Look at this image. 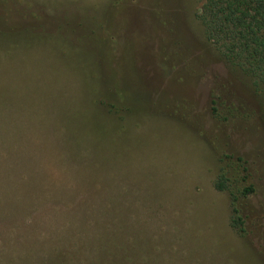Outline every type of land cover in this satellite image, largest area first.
I'll return each instance as SVG.
<instances>
[{
	"label": "rangeland",
	"instance_id": "rangeland-1",
	"mask_svg": "<svg viewBox=\"0 0 264 264\" xmlns=\"http://www.w3.org/2000/svg\"><path fill=\"white\" fill-rule=\"evenodd\" d=\"M201 1L0 0V254L80 208L112 210L148 264H264L262 98Z\"/></svg>",
	"mask_w": 264,
	"mask_h": 264
},
{
	"label": "trees",
	"instance_id": "trees-1",
	"mask_svg": "<svg viewBox=\"0 0 264 264\" xmlns=\"http://www.w3.org/2000/svg\"><path fill=\"white\" fill-rule=\"evenodd\" d=\"M197 17L206 38L229 66L252 82V90L262 98L260 106L264 112V0H202ZM224 159L231 161L232 157L224 155ZM227 181L222 171L214 187L219 191L227 190ZM252 191L249 185L238 193L249 196ZM231 194L232 202L237 201L238 195L233 190ZM232 211L236 213L237 209L234 207ZM9 212L16 214L10 209L4 214ZM44 212L38 220L44 219ZM114 216L112 210L78 208L70 211L67 227L58 231L61 237L56 234L55 240L48 242L37 239L42 231L37 223L24 222L15 240L9 236L4 238L6 255L3 249L0 264H148L150 259L146 254H135L138 243L132 239L128 226H117L119 233L114 224L105 223V218L115 219ZM241 224L239 216L232 218L231 227L242 231ZM83 256L87 257L85 263L84 260L78 263L75 258Z\"/></svg>",
	"mask_w": 264,
	"mask_h": 264
}]
</instances>
